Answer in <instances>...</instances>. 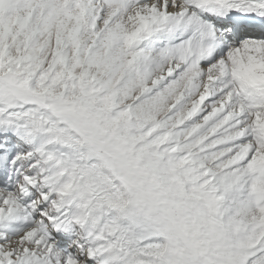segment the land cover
<instances>
[{
    "label": "snow or ice",
    "instance_id": "obj_1",
    "mask_svg": "<svg viewBox=\"0 0 264 264\" xmlns=\"http://www.w3.org/2000/svg\"><path fill=\"white\" fill-rule=\"evenodd\" d=\"M0 264H264V0H0Z\"/></svg>",
    "mask_w": 264,
    "mask_h": 264
}]
</instances>
